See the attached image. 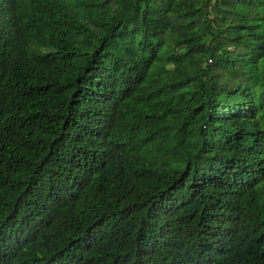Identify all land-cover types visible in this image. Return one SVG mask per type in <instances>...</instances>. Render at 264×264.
Instances as JSON below:
<instances>
[{"label":"trees","instance_id":"1","mask_svg":"<svg viewBox=\"0 0 264 264\" xmlns=\"http://www.w3.org/2000/svg\"><path fill=\"white\" fill-rule=\"evenodd\" d=\"M0 264H264V0H0Z\"/></svg>","mask_w":264,"mask_h":264}]
</instances>
